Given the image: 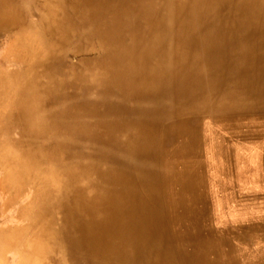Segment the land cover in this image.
<instances>
[{
	"label": "bare ground",
	"instance_id": "6f19581e",
	"mask_svg": "<svg viewBox=\"0 0 264 264\" xmlns=\"http://www.w3.org/2000/svg\"><path fill=\"white\" fill-rule=\"evenodd\" d=\"M263 125L264 0H0V264H264Z\"/></svg>",
	"mask_w": 264,
	"mask_h": 264
},
{
	"label": "rangeland",
	"instance_id": "374dc122",
	"mask_svg": "<svg viewBox=\"0 0 264 264\" xmlns=\"http://www.w3.org/2000/svg\"><path fill=\"white\" fill-rule=\"evenodd\" d=\"M13 116V115H12ZM12 119V118H11ZM13 121V120H12ZM12 124H14L13 122H12ZM261 133V137H263L264 138V125L262 126V127H260L259 129H258ZM264 141V140H263ZM81 142L80 141H78V142H75V144H80ZM76 146V145H75ZM247 162L252 166L253 165V162H256V160H254V159H252V158H250L249 160H247ZM250 176V173H248V174H246V175H242V178L240 177H238L239 179H241V180H239V179H237V178H235L234 179V184L236 185V186H238V188H236L235 189V192H237L239 189H241L242 190V188L241 187H245V188H247V187H251L252 189H258V188H256L254 185H252V184H250L251 182H254L255 181V179L252 177V178H250L249 177ZM237 180V181H236ZM256 180H258V177L256 178ZM250 182V183H249ZM261 184H262V181H261ZM263 187H264V181H263ZM237 190V191H236ZM243 191V190H242ZM244 192V191H243ZM240 207H241V205L239 204V206H238V204H235V202H233V203H228L227 204V206L225 207L226 209H225V211H226V213H225V216H227L228 215V217H227V219H229V218H231V217H235V216H237L238 215V210L240 209ZM217 208V207H216ZM239 208V209H238Z\"/></svg>",
	"mask_w": 264,
	"mask_h": 264
}]
</instances>
